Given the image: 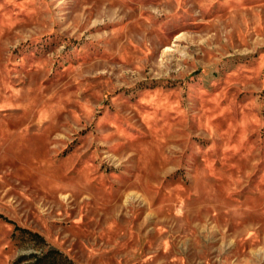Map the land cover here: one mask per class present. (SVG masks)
<instances>
[{
	"label": "rangeland",
	"instance_id": "rangeland-1",
	"mask_svg": "<svg viewBox=\"0 0 264 264\" xmlns=\"http://www.w3.org/2000/svg\"><path fill=\"white\" fill-rule=\"evenodd\" d=\"M0 264H264V0H0Z\"/></svg>",
	"mask_w": 264,
	"mask_h": 264
}]
</instances>
